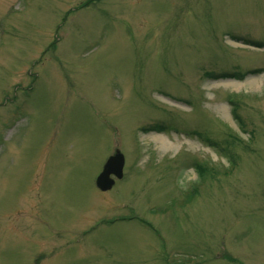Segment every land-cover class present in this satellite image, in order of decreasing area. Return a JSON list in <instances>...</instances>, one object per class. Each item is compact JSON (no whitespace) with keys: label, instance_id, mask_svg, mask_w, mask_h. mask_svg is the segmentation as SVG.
I'll return each mask as SVG.
<instances>
[{"label":"rangeland","instance_id":"rangeland-1","mask_svg":"<svg viewBox=\"0 0 264 264\" xmlns=\"http://www.w3.org/2000/svg\"><path fill=\"white\" fill-rule=\"evenodd\" d=\"M0 264H264V0H0Z\"/></svg>","mask_w":264,"mask_h":264},{"label":"water","instance_id":"water-1","mask_svg":"<svg viewBox=\"0 0 264 264\" xmlns=\"http://www.w3.org/2000/svg\"><path fill=\"white\" fill-rule=\"evenodd\" d=\"M125 155L117 150L115 154L109 157L102 172L97 177V186L102 190H109L115 184V175L117 178H122L124 174Z\"/></svg>","mask_w":264,"mask_h":264},{"label":"bare ground","instance_id":"bare-ground-1","mask_svg":"<svg viewBox=\"0 0 264 264\" xmlns=\"http://www.w3.org/2000/svg\"><path fill=\"white\" fill-rule=\"evenodd\" d=\"M159 139H161L162 141H164L161 137H158Z\"/></svg>","mask_w":264,"mask_h":264}]
</instances>
